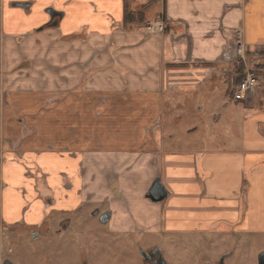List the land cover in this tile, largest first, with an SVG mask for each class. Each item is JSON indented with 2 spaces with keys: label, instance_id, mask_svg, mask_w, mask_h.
Instances as JSON below:
<instances>
[{
  "label": "crops",
  "instance_id": "1",
  "mask_svg": "<svg viewBox=\"0 0 264 264\" xmlns=\"http://www.w3.org/2000/svg\"><path fill=\"white\" fill-rule=\"evenodd\" d=\"M49 9L62 13L56 26ZM154 23L162 34L147 31ZM80 34L88 42L60 40ZM93 43L116 48L117 67L134 80L156 85L164 71L166 80L188 83L235 62L239 44L244 58L264 55V0H0V227L40 229L57 215L99 210L127 232L264 233V82L238 101L220 93L200 141L179 151L165 142L154 153L100 140L71 143L69 153L43 145L46 129H93L76 118L72 94L55 92L76 86L60 79L59 68L87 62ZM127 56L133 60L124 62ZM27 61L29 68L17 69ZM141 106L132 110L138 134L146 122ZM156 178L168 193L162 206L146 198Z\"/></svg>",
  "mask_w": 264,
  "mask_h": 264
},
{
  "label": "rangeland",
  "instance_id": "2",
  "mask_svg": "<svg viewBox=\"0 0 264 264\" xmlns=\"http://www.w3.org/2000/svg\"><path fill=\"white\" fill-rule=\"evenodd\" d=\"M84 35L60 40L85 44L88 38ZM99 41L96 44H100ZM106 46L93 43L92 54L87 62L77 59L69 65H62L59 68L62 72L58 75L60 79L65 82L76 79L77 84L74 87H60L55 91L72 94L76 99V118L82 121L85 119L93 129L82 127V131L76 133L68 132L67 127L65 130L62 128L60 133L46 129L42 132V143L47 145L46 148L56 144L58 146L54 148L57 152L69 153L73 151L68 148L71 143L74 145L81 140V145H88L85 141L92 140L96 144V140H100V145L118 146L122 150L136 152H157L161 142L167 143L168 148L182 150L188 144L195 145L200 141L203 134L200 126L202 127L204 120L210 123L215 98L218 99L220 93L231 98L235 84L243 78L234 73L236 60L232 64H218L210 74L205 73L203 77L198 76L199 79L194 78L188 83L175 84L174 81H168L163 71L160 76L158 74L160 80L155 85L152 80L150 83L145 82L146 79L134 80L129 68H118L116 48ZM132 60V57L127 56L124 62ZM242 62L245 70L250 69L258 75L262 85L264 55H254ZM30 64L27 61L17 69L29 68ZM72 67L74 69H69ZM206 93L210 95H205ZM151 94L158 95L155 96L154 103L149 100ZM232 99L238 101L234 95ZM56 102L58 105V101ZM139 103L142 104L141 120H146L140 134L134 131L133 122L136 119L132 115L134 105ZM53 106L46 105V108L52 110ZM154 106L157 114L153 120L148 121L147 116ZM217 107L216 104V109ZM66 109L63 106L60 109L62 119H67ZM134 114L136 116L138 113ZM117 119L119 122L115 124ZM203 126L205 130V125ZM195 127L199 129L190 134L189 131ZM166 201L159 205H164ZM245 211L246 208L243 207L242 215ZM91 212L57 215L53 223L40 229L0 227V264L5 261L6 264H141L139 248L143 249L149 244L161 248L166 261L173 264L213 263L223 254H228L225 264H257L258 256L264 251L263 232H210L181 237H171L164 233L157 235L147 231L127 232L114 230L113 223L101 224L99 215L92 216ZM209 238L214 240L208 241Z\"/></svg>",
  "mask_w": 264,
  "mask_h": 264
},
{
  "label": "built area",
  "instance_id": "3",
  "mask_svg": "<svg viewBox=\"0 0 264 264\" xmlns=\"http://www.w3.org/2000/svg\"><path fill=\"white\" fill-rule=\"evenodd\" d=\"M147 30H149L151 33L162 34L164 32V26L161 23H154V24H150L147 27ZM236 58L237 61L245 60L243 44L238 45L236 49ZM260 82L261 80L254 71L250 69L245 70L243 78L241 79V81L239 82V84L235 89L234 92L235 99L240 100L244 98L247 94L255 93L256 89L261 86Z\"/></svg>",
  "mask_w": 264,
  "mask_h": 264
},
{
  "label": "water",
  "instance_id": "4",
  "mask_svg": "<svg viewBox=\"0 0 264 264\" xmlns=\"http://www.w3.org/2000/svg\"><path fill=\"white\" fill-rule=\"evenodd\" d=\"M17 6L19 7H27L24 4H17ZM48 15L50 16V19L52 20V25L56 26V22L53 20L60 19L62 18V13L60 12H56L52 9L48 10ZM168 196V193L166 191V189L164 188V186L161 183V180L159 178H156L152 185L150 186V188L148 189L147 193H146V198L152 202V203H161L166 197ZM99 213V210H95L92 213V216H97ZM110 215L109 213H104L102 215H100L99 221L102 224H105L109 221ZM7 261H5L4 264H6ZM220 264H223V258L220 260ZM257 264H264V251L258 256V260H257Z\"/></svg>",
  "mask_w": 264,
  "mask_h": 264
},
{
  "label": "flooded vegetation",
  "instance_id": "5",
  "mask_svg": "<svg viewBox=\"0 0 264 264\" xmlns=\"http://www.w3.org/2000/svg\"><path fill=\"white\" fill-rule=\"evenodd\" d=\"M104 214V212L98 213V218L100 215ZM139 256L141 264H173L172 262L166 261L164 255L162 253L161 248H158L157 245H146L143 249L139 248ZM228 257V254H223L219 257L218 261L213 263L203 262L200 264H220V260L223 258V264H225V260Z\"/></svg>",
  "mask_w": 264,
  "mask_h": 264
},
{
  "label": "trees",
  "instance_id": "6",
  "mask_svg": "<svg viewBox=\"0 0 264 264\" xmlns=\"http://www.w3.org/2000/svg\"><path fill=\"white\" fill-rule=\"evenodd\" d=\"M129 13L126 11V15H125V19H126V22H127V20L129 19ZM262 56V55H261ZM237 66L235 67V69H234V73H235V75H237V76H244V73H245V68H244V64H243V62H242V60H238V61H236V63H235ZM239 84V83H238ZM238 84H235V88L237 87V85ZM235 90V89H234ZM234 93V91H232V97H233V94ZM231 97V98H232Z\"/></svg>",
  "mask_w": 264,
  "mask_h": 264
}]
</instances>
